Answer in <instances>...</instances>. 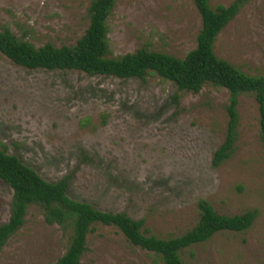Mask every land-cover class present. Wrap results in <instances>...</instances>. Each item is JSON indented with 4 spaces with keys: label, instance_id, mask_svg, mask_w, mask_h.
Segmentation results:
<instances>
[{
    "label": "rangeland",
    "instance_id": "374dc122",
    "mask_svg": "<svg viewBox=\"0 0 264 264\" xmlns=\"http://www.w3.org/2000/svg\"><path fill=\"white\" fill-rule=\"evenodd\" d=\"M233 0H209L212 8ZM91 0H0V30L36 47L74 45ZM109 57L140 48L183 58L201 28L192 0H117L107 22ZM216 57L264 75V0H250L217 36ZM177 95V102L174 101ZM226 90L178 92L156 75L139 79L28 70L0 53V144L44 180L70 177L68 196L105 212L144 220L157 238L178 237L198 221L197 203L224 216L256 210L244 232H220L184 250V264H264V146L252 95L238 99L230 159L213 168L225 138ZM11 190L0 182V224ZM68 236L31 206L0 264H54ZM81 264H156L114 227L97 225Z\"/></svg>",
    "mask_w": 264,
    "mask_h": 264
},
{
    "label": "trees",
    "instance_id": "16d2710c",
    "mask_svg": "<svg viewBox=\"0 0 264 264\" xmlns=\"http://www.w3.org/2000/svg\"><path fill=\"white\" fill-rule=\"evenodd\" d=\"M116 1L91 0L88 26L74 45L55 47L47 43L36 47L3 29L0 30V53L28 70L78 72L91 77L142 81L156 75L174 84L178 92L198 93L206 85L226 90L227 128L223 143L212 155L213 168L231 158L237 139L238 99L244 94L252 95L258 105L260 141L264 146V75L245 74L214 53L217 36L250 0H233L227 6L215 8L210 6L209 0H192L201 28L196 46L181 59L147 48L109 57L107 22ZM177 98L174 95L175 102ZM0 182L12 192L8 220L0 224V253L24 225L28 209L35 206L46 224L58 226L68 236L65 252L54 264H81L87 237L97 225L116 228L128 243L152 253L156 264H184L180 255L187 248L204 243L220 232H244L257 217L256 210L235 216L219 215L202 199L197 203L198 221L192 229L178 237L157 238L144 228V220H134L121 212L101 211L87 202L71 199L69 176L48 182L17 156L8 154L1 144Z\"/></svg>",
    "mask_w": 264,
    "mask_h": 264
}]
</instances>
